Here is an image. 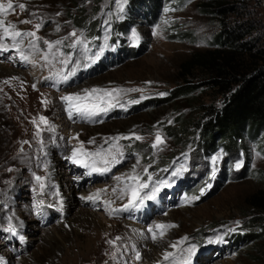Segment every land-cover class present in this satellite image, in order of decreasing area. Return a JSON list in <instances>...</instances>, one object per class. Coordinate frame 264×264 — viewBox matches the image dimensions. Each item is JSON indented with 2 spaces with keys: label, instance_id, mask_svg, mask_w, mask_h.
Returning a JSON list of instances; mask_svg holds the SVG:
<instances>
[{
  "label": "rangeland",
  "instance_id": "obj_1",
  "mask_svg": "<svg viewBox=\"0 0 264 264\" xmlns=\"http://www.w3.org/2000/svg\"><path fill=\"white\" fill-rule=\"evenodd\" d=\"M212 1L164 0L158 21L151 24L143 15L144 6L141 13L133 10L129 16L130 0L123 13L117 12L116 0H12L14 8L2 17L5 23L12 21L22 31H34L41 20L44 25L37 32L42 38L38 42L40 51L30 55L35 64H13L15 52H4L0 59L4 65L0 72L13 68L35 74L32 77L27 72L29 86L21 84L20 74L0 75V264H142L146 247L139 249L140 245L134 243L137 239L150 245L163 241L172 244L184 236L189 240L173 248L177 256L173 254L174 258L162 264H182V249L191 243L199 245L192 264H264V129L256 135L243 132L236 142H228L235 144L229 149L223 140L217 142L221 145L209 148L203 147L202 137L193 125L204 106L221 100L219 88L210 86L206 71H185L191 54L215 48L221 21L211 12ZM227 1L239 6L236 19L252 24L253 34L262 41L264 0ZM21 3L26 5L24 10L19 7ZM233 17L230 15L227 21ZM85 18L92 22L89 27L83 23ZM127 18L129 26L119 27ZM25 20L31 22L21 23ZM132 29L141 37L137 46L129 39ZM153 29L159 34L153 35ZM74 31L87 47H68L73 42L69 33ZM106 35L109 47L95 59L94 53ZM43 40L63 41L58 47L71 57L67 67L59 62L64 58L59 56L55 60L50 56L52 63L45 65L42 56L47 49ZM85 63L90 66L83 67ZM74 66L75 75L67 82L45 79L50 71L67 74ZM94 87L140 91L121 93L119 104L96 122L69 119L60 97ZM132 100L139 102L130 103ZM41 116L47 118L53 131L40 123ZM38 126L40 136H36ZM74 126L78 127L76 134ZM157 132L165 142L152 149ZM133 133L143 139L108 140ZM81 142L84 149L92 152L107 151L110 144L118 143L125 159L108 173L85 175L88 169L65 159ZM212 156L220 157L215 165ZM238 160L243 166L237 170L234 165ZM133 165L141 180H146L148 174L154 180H172L171 172L181 165L188 171L139 210L112 212L128 199L127 195L119 198L125 181L115 177L127 176ZM145 167L148 174L143 173ZM213 167L215 177L210 178ZM35 176L47 177L43 192ZM92 187L102 190L97 200L69 205L72 190L83 192ZM201 188L205 189L202 196ZM194 196L200 198L193 201L190 198ZM38 200L45 202L40 215L35 208ZM254 200L260 201L255 204ZM235 221L240 222L239 226ZM9 222L18 229L17 235L4 231ZM157 223L176 227L167 229L163 238L153 240L148 228ZM229 227L236 230L229 233ZM113 229V236L105 235ZM249 234L256 239L238 238ZM102 235L100 248H85L89 240ZM215 235H223V242H206ZM111 240L114 243L108 242ZM128 244L134 257L118 260L120 253L123 257L128 254ZM136 252L140 253L139 260Z\"/></svg>",
  "mask_w": 264,
  "mask_h": 264
},
{
  "label": "snow or ice",
  "instance_id": "obj_2",
  "mask_svg": "<svg viewBox=\"0 0 264 264\" xmlns=\"http://www.w3.org/2000/svg\"><path fill=\"white\" fill-rule=\"evenodd\" d=\"M127 3V0H116L117 4V12L123 13L125 5ZM21 10H24L26 8V5L21 3L19 5ZM14 8V5L12 3V0H7V3H0V14H4L8 12L9 10H12ZM165 11H168V9H165ZM34 15V14H33ZM57 15H60V13H57ZM117 18H120L119 16ZM31 21L25 20L21 21V23H30ZM167 23V21H165ZM44 25V21L41 20L40 22L35 24V30L34 31H22L18 30L16 25L14 23H8L5 24V21L0 19V54H3L4 52H15L16 57L18 58L19 62L22 64H28L33 63L35 64L34 60H30V55L33 52H39V41L42 39L37 35V32L40 30V28ZM57 30H59V26H57ZM159 33L153 29V35H158ZM69 36L73 38V42L68 45V47L75 48L77 45L84 44L85 47H87L85 40L81 38L80 34H77L75 31L72 33H69ZM25 38H27V42H25ZM67 39V37H65ZM131 43L133 46H137L139 44V41L141 39L139 33L135 30H131V35L129 37ZM5 41H10V43H5ZM108 36L106 35L104 38V43L99 46V50L94 53L95 59H99L101 54L109 47L108 45ZM63 43L62 40H55V41H49V40H43V44L46 46L47 51L44 52L42 59L45 61V65L52 63L51 60H49V57L51 56L53 60L57 59V57H64L59 60L61 64H63L65 67L68 66L69 60L71 59L70 56H66L64 53L60 52V49L58 46H60ZM55 46V47H54ZM79 65V61L76 62V66ZM76 66L73 67L72 71L67 72V74H62L61 72H51L49 73V76L45 79H51L56 80L59 78V82H67L71 76L75 75ZM90 65L88 63H85L83 67L87 68ZM12 79H16L13 77ZM7 83V81H5ZM33 88H35V85H33ZM140 91V89H121V88H91V89H83L82 92H74L70 94H66L60 97V100L64 102L65 111L67 112V115L69 119H76L79 118L83 121L87 122H96L97 118H99L102 115H106L113 107H116L119 104L118 97L121 93L124 92H136ZM160 95H166V93H160ZM137 100H132L130 103H138ZM45 105L47 104V101H42ZM120 107H123L122 104L119 105ZM40 123L44 125L45 129L48 131H53L54 129L50 125L49 121L46 117L41 116L39 118ZM33 124H36V120L34 119ZM41 129L38 126L36 136H40ZM134 137L135 140L139 141L142 140L143 137L140 135H136L133 133L131 136H116V137H110L108 138L109 141H119L121 139H131ZM164 139L161 136L159 132L155 134V141L151 144L152 149H157L159 146L164 144ZM24 143H28L25 141ZM89 143H94V141H89ZM185 157L187 154H184ZM220 157L218 156H212L211 161L212 164L215 165L217 160ZM66 160L70 161L73 164L79 165L85 169H88L85 173V175H92L93 173H108L111 171V168L116 165L120 164L124 159L125 155L123 151L121 150V147L118 143H112L110 144L109 150L105 151L104 149H97L95 152L87 151L83 147V142H81V145L79 148L73 147L71 151V155L65 157ZM140 163L139 157H137V164ZM98 165H103L98 166ZM243 166L242 161H237L234 165V167L238 170ZM11 171V169H9ZM163 171H168V169H164ZM187 167L181 165L180 167L175 168L174 171L171 172L172 180H154L152 174H148V168L145 167L143 169V173L148 174L146 180H141L140 173L136 172V165H133L131 173H129L127 176H117L115 179L117 181H125L124 186L119 189V198L124 199L127 195V203L124 204L119 209H112V212H123V211H130V210H139L145 205L146 201H154L157 199L158 194L161 192L163 188L170 187L171 184L174 182L175 178L182 176L185 172H187ZM216 169L215 167L212 168V175L210 178L215 177ZM47 177L44 176H35V180L39 183L40 190L43 192L47 185L45 184V180ZM149 181L152 183L150 184ZM207 187H211V185H207ZM147 190V191H145ZM102 190H97L96 194H90L87 197H82V199H86L89 201H95L99 198V192ZM113 192H117L116 188H113ZM205 189L201 188L200 195H204ZM199 196L191 197V200H198ZM189 202V198H185V203ZM43 200H38L35 208L37 210V215L41 214V210L44 206ZM108 204L111 203V201L106 202ZM48 207H52V205H48ZM111 214V213H110ZM235 224L239 226L240 222L235 221ZM176 227L174 224H162L157 223L155 227H149L148 232L152 234V239L156 240L158 238H163V236L166 233V230L169 228ZM235 228L229 227L227 229V232L235 231ZM4 231L11 233L13 236L17 235L18 229L9 222L8 227L4 229ZM157 231L159 232V237L157 236ZM20 239L23 240V236H20ZM119 239V238H117ZM189 237L184 236L181 238V240L174 242L170 245L172 248H176L178 244H183L185 241H188ZM224 237L223 235H215L212 238H209L206 242L209 244L213 243H221L223 242ZM109 243H114L113 241H109ZM199 245L196 243L189 244L186 248L182 249L183 252V258H182V264H192V258L195 256ZM136 259H140V253H135ZM173 257V253L165 252L163 254L164 260H169Z\"/></svg>",
  "mask_w": 264,
  "mask_h": 264
},
{
  "label": "trees",
  "instance_id": "obj_3",
  "mask_svg": "<svg viewBox=\"0 0 264 264\" xmlns=\"http://www.w3.org/2000/svg\"><path fill=\"white\" fill-rule=\"evenodd\" d=\"M163 5L164 0H130L129 16L133 10L139 13L144 6L145 19L154 24ZM209 5L213 15L221 21L215 48L191 54L185 63V71L190 72L191 68L206 71L208 83L219 88L221 96L218 104L204 106L193 121L194 128L202 137L203 147L213 148L221 145L217 144L218 140H223V145L229 149L235 144L228 142H236L243 132L256 135L264 129V38L261 41L253 34L252 24L236 19L240 13L236 3L213 0ZM230 15L234 17L227 21ZM128 20L120 23L119 27H128ZM83 21L88 27L92 23L86 18ZM258 201L254 200L255 204ZM252 237L249 234L238 238L240 241H254L256 238Z\"/></svg>",
  "mask_w": 264,
  "mask_h": 264
},
{
  "label": "bare ground",
  "instance_id": "obj_4",
  "mask_svg": "<svg viewBox=\"0 0 264 264\" xmlns=\"http://www.w3.org/2000/svg\"><path fill=\"white\" fill-rule=\"evenodd\" d=\"M1 2V1H0ZM3 3H6V2H3ZM0 19H2V17H3V19H4V16H6V14H0ZM8 16V15H7ZM7 18V17H6ZM10 19V18H9ZM11 20H12V18H11ZM16 20V19H15ZM9 21V20H8ZM11 23H13L12 21H11ZM5 24H8V22H6ZM19 24H20V22H19ZM24 31V30H23ZM5 43H10V41H5ZM15 57V56H14ZM2 58V55L0 54V59ZM13 58V57H12ZM37 60V59H36ZM12 62V61H11ZM1 63V62H0ZM13 64H17V66H19L20 67V65H22V66H24V64H22V63H20L19 62V60H18V58L17 57H15V61H13ZM19 64V65H18ZM25 65H30V63H28V64H25ZM32 65H33V63H32ZM3 66L4 65H1L0 64V68H3ZM37 70V69H36ZM34 71V70H33ZM27 72L29 73L30 72V70L29 71H20V70H16V69H9V70H6L5 72H0V75H5L6 73H17V74H20V76H21V84H24V85H28L29 86V84H28V82H27V80H28V78H30V76L27 74ZM29 74H31V76L32 77H34L35 76V74H33V73H29ZM28 78H27V77ZM30 80V79H29ZM33 81H34V79H33ZM35 104V103H34ZM26 106V105H25ZM27 107V106H26ZM23 108V107H22ZM24 109V108H23ZM43 113V112H42ZM49 120H50V118H49ZM22 121V120H21ZM20 124H24V123H20ZM20 126V125H19ZM26 126V125H25ZM74 130H75V133H73V134H76V132H78V127H75L74 126ZM72 135V134H71ZM53 166V165H52ZM58 178H56V180H57ZM58 181V180H57ZM54 185V184H53ZM60 185V184H59ZM98 188V187H97ZM105 188V187H104ZM59 189V188H58ZM94 192H97V189H95V188H89L88 190H86L85 189V191H83V192H77V191H75V190H72L71 191V193L68 195V196H70L71 197V200L69 201V205L71 206L72 205V207L73 206H75L76 205V203H79V204H82V202H84V201H89V200H86V199H82V197H87V196H89L90 194H95ZM62 193V192H61ZM65 195V194H64ZM101 197V196H100ZM105 198V197H104ZM80 199V200H79ZM71 201H72V203H71ZM89 202H93V201H89ZM96 220H97V218H95ZM96 222H98V221H96ZM107 224V223H106ZM106 225H104V227H105ZM117 230V229H116ZM113 232H114V229L112 230V231H109L107 234L105 233V235H112L113 234ZM118 232V231H117ZM103 233V232H102ZM105 235H102V237L100 236V237H97V238H95L94 240H92V241H90L89 240V242H88V244H86V247L85 248H87V249H97V248H100V246H99V243H100V241H101V239L105 236ZM87 236H89V235H87ZM113 236V235H112ZM88 238V237H87ZM93 238V237H92ZM120 239V238H119ZM118 239V240H119ZM112 241V240H111ZM142 241H144V242H141V241H139L138 239L134 242L135 243V245H140V248L139 249H141V250H143L142 249V246L143 245H145V247H146V249L145 250H143V258H144V260H145V262H143L142 264H162V263H164V262H167L166 260H164L163 259V254L167 251V252H170V253H175L174 252V249L172 248V247H170V244H169V242L168 241H163V242H159V244H154V245H150V244H147L146 243V241L145 240H142ZM109 242V241H108ZM127 243H128V241H126ZM85 245V244H84ZM83 245V246H84ZM131 245L130 244H128V245H126L125 246V249L126 250H128V254H125V257H123V256H121V253L119 254V257H118V260H127L128 258H133L134 257V253L131 251V247H130ZM177 248V247H176ZM124 253H125V251H124ZM118 254V253H117ZM130 255V256H129ZM175 256H177V254H174ZM128 257V258H127ZM127 258V259H126ZM117 260V259H116ZM119 262H121L122 263V261H119Z\"/></svg>",
  "mask_w": 264,
  "mask_h": 264
}]
</instances>
